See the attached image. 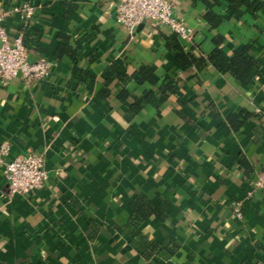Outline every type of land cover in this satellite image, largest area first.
<instances>
[{
	"label": "crops",
	"instance_id": "0c3cea01",
	"mask_svg": "<svg viewBox=\"0 0 264 264\" xmlns=\"http://www.w3.org/2000/svg\"><path fill=\"white\" fill-rule=\"evenodd\" d=\"M118 1L0 0L36 6L31 24L3 25L51 65L43 79L0 82V146L8 160L41 154L50 176L10 194L0 164V264H264V13L238 19L224 1L213 27L202 1L170 0L196 56L217 35L229 55L252 43L261 74L244 83L211 63L183 66L171 28H126ZM142 66L155 82L137 79Z\"/></svg>",
	"mask_w": 264,
	"mask_h": 264
},
{
	"label": "built area",
	"instance_id": "2783aa9c",
	"mask_svg": "<svg viewBox=\"0 0 264 264\" xmlns=\"http://www.w3.org/2000/svg\"><path fill=\"white\" fill-rule=\"evenodd\" d=\"M116 7L118 22L130 30L135 29L143 20L151 18L169 26L182 40L188 43L193 40V28L176 16L170 0H119ZM35 14L36 6L30 3L15 4L9 9L0 4V82L3 84L15 77L32 82L43 79L50 73L51 65L48 60H30L31 49L24 43L23 31L19 30L16 35L11 36L3 25L8 16H14L21 24H31ZM9 153L10 145L4 142L0 146V164L4 166L10 194L29 193L46 186L50 176L41 154L27 152L8 160ZM255 184L264 188V167ZM236 213L237 216H242L240 208L236 209Z\"/></svg>",
	"mask_w": 264,
	"mask_h": 264
},
{
	"label": "trees",
	"instance_id": "16d2710c",
	"mask_svg": "<svg viewBox=\"0 0 264 264\" xmlns=\"http://www.w3.org/2000/svg\"><path fill=\"white\" fill-rule=\"evenodd\" d=\"M207 6V12L205 13L206 19L211 23L213 27H217L225 18V15L217 13L214 7L220 5L222 2L228 3V8L231 15L236 18H242L245 10L244 8L250 9L254 12L261 11L264 13V0H200ZM27 25L23 24L22 28ZM27 29V28H26ZM172 45L178 49V60L183 66H202L207 63H211L216 68L222 71H229L237 79L244 83H249L253 80L256 75H260V63L254 57L248 55L250 49H252V43L246 44L241 48H236L233 55H229L225 49L224 36L217 35L214 37V49L207 56H196L191 52V50L186 49V47L181 43L177 33H173V37L170 38ZM24 43H27L26 38H24ZM119 66L115 67L117 70V76L123 78L124 74L119 71ZM140 82L150 81L155 82L154 71L150 66H142L138 74L136 75ZM110 78V77H109ZM174 82L170 80L164 85L163 90L170 91L174 89ZM160 101L167 97V93L162 92ZM151 99V96H146L144 99L135 103L133 105V111H139L143 105ZM142 201H138L136 204V210H143ZM143 213V217H146L147 213Z\"/></svg>",
	"mask_w": 264,
	"mask_h": 264
}]
</instances>
